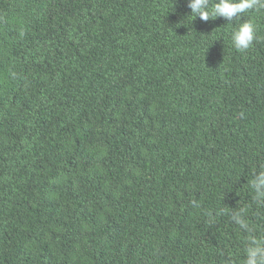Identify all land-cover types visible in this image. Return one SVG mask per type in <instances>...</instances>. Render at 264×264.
I'll return each mask as SVG.
<instances>
[{
    "label": "trees",
    "instance_id": "1",
    "mask_svg": "<svg viewBox=\"0 0 264 264\" xmlns=\"http://www.w3.org/2000/svg\"><path fill=\"white\" fill-rule=\"evenodd\" d=\"M187 3L0 0V264H242L226 207L264 238V9L238 51Z\"/></svg>",
    "mask_w": 264,
    "mask_h": 264
},
{
    "label": "clouds",
    "instance_id": "2",
    "mask_svg": "<svg viewBox=\"0 0 264 264\" xmlns=\"http://www.w3.org/2000/svg\"><path fill=\"white\" fill-rule=\"evenodd\" d=\"M187 6L191 10V16L199 17L205 22L210 20V16L223 18L229 23L239 21L238 27L231 33V41L236 50L245 51L256 40V28L250 20L241 22V19L250 10L264 9V0H216L214 4L211 0H188ZM248 183L255 204L264 207V168L254 171ZM193 206L199 207V204L193 201ZM223 211L247 235L242 264H264V238L253 230L243 210L226 207ZM225 264H231V261L226 258Z\"/></svg>",
    "mask_w": 264,
    "mask_h": 264
}]
</instances>
